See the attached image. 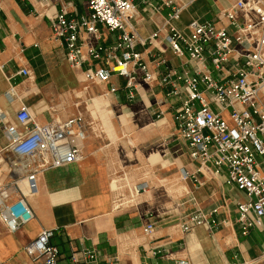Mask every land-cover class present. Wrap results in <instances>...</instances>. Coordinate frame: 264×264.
<instances>
[{
    "label": "crops",
    "instance_id": "0c3cea01",
    "mask_svg": "<svg viewBox=\"0 0 264 264\" xmlns=\"http://www.w3.org/2000/svg\"><path fill=\"white\" fill-rule=\"evenodd\" d=\"M133 1L137 5L133 24L147 38L169 8L161 0H150L159 6L158 12L142 0ZM172 1L186 4L174 24L187 32L192 19L218 21L220 12L236 0ZM84 3L85 0L1 3L0 184L18 179L34 216L14 232L0 221V264H32L23 249L43 229L54 230L51 242L59 250L58 264H109L107 259L114 257L126 264H175L179 258L190 264H264V226L253 227L243 235L235 223L236 203L244 199V193L226 182L225 170L219 176L198 171L192 148L178 137L173 113L181 99L169 98L171 104L162 116L156 117L154 98L161 93L156 81L142 83L130 100L123 77L113 75L109 83L88 81L83 74L86 63L79 68L68 63L62 41L53 36L45 15L60 7L82 13ZM100 31L102 43L114 41V33L103 27ZM136 49H146L148 61L154 56L163 57L169 66L177 67L186 58L176 57L161 37L148 47L138 44ZM20 68H26L28 74H19ZM157 70L160 72L162 67ZM213 74L217 75L216 71ZM111 85L114 91H110ZM10 87L14 93L7 99L5 93ZM22 106L30 112V127L78 116L86 124L85 138L76 141L83 158L39 171L34 192L28 191L22 171H14L16 163L3 158L10 145L3 124H12L19 134L24 133L15 119ZM211 107L218 109L213 103ZM109 123L112 139L108 136ZM170 166L173 168L168 169ZM182 169L194 174L198 182L191 176L183 178ZM259 171L264 177V158H259ZM171 175H177L175 184H184L186 189L176 193L169 207L149 203L156 187H166L162 181ZM126 177L134 190L143 182L148 187L145 191L135 190L134 201L128 198ZM18 195L15 190L10 192L12 199ZM214 208V225L204 222L188 232L180 228L178 223L191 211ZM150 222L154 229L148 233L145 226ZM82 247L93 249L98 260L73 263L71 254Z\"/></svg>",
    "mask_w": 264,
    "mask_h": 264
},
{
    "label": "built area",
    "instance_id": "2783aa9c",
    "mask_svg": "<svg viewBox=\"0 0 264 264\" xmlns=\"http://www.w3.org/2000/svg\"><path fill=\"white\" fill-rule=\"evenodd\" d=\"M161 1L169 11L147 38L133 24L137 13L133 0H85L82 13L60 7L45 16L53 36L62 41L68 63L75 68L86 63L83 70L86 80L109 83L113 75H119L125 79L130 100L142 83L156 81L161 89L153 103L156 117L162 116L171 104L169 98L181 99L173 113L174 129L192 148L191 156L199 163L198 171L219 176L225 170L226 182L244 193V199L236 203L235 223L241 234L246 235L251 228L264 226V177L259 171V158H264V0H236L220 12L218 21L192 19L187 32L174 24L186 4ZM1 3L2 0L0 9ZM142 3L159 11V6L150 0ZM100 27L115 34L111 44L101 42ZM160 37L176 57H186L179 66H169L161 56L148 61L147 50L136 49L138 44L148 47ZM18 73L27 75L28 70L20 68ZM114 90L111 85L110 91ZM13 93L10 87L5 93L7 99ZM211 103L218 109H212ZM15 119L24 133L19 134L12 124H3L10 139L9 151L3 158L16 163L14 171H22L29 192L36 190L39 171L83 158L76 142L86 135L82 117L52 119L30 127V112L22 106ZM181 172L198 182L194 174L185 169ZM147 188L144 182L135 186L136 192ZM12 190L19 193L14 199L10 196ZM216 212L217 208L195 209L178 224L185 232L204 222L212 226ZM33 216L18 179L0 184V221L8 231H16ZM153 229V223L146 224V232ZM53 236V229H43L25 245L23 250L32 264H58L59 250L51 242ZM70 257L73 263L98 260L97 253L85 247ZM107 263L126 264L116 257L107 259ZM175 264L190 263L179 258Z\"/></svg>",
    "mask_w": 264,
    "mask_h": 264
},
{
    "label": "rangeland",
    "instance_id": "374dc122",
    "mask_svg": "<svg viewBox=\"0 0 264 264\" xmlns=\"http://www.w3.org/2000/svg\"><path fill=\"white\" fill-rule=\"evenodd\" d=\"M27 1H29L30 4L34 3V0H27ZM113 116H114V114H112V117ZM107 130H108V136L112 139V127H111L110 123L108 124ZM172 168H173V166L168 167V169H172ZM157 174L160 176L161 173L157 172ZM177 178H178V176H177ZM162 182L164 183V180ZM172 184L173 183H170V184L166 185V187L165 186H157L156 189L154 190L155 192L151 198L152 200H150L149 203L156 202L158 205L163 204V205H166L164 207H169V205L172 204L173 200L178 195V194H175V196H172L171 192L169 191L170 188H168V187L171 186Z\"/></svg>",
    "mask_w": 264,
    "mask_h": 264
},
{
    "label": "bare ground",
    "instance_id": "6f19581e",
    "mask_svg": "<svg viewBox=\"0 0 264 264\" xmlns=\"http://www.w3.org/2000/svg\"><path fill=\"white\" fill-rule=\"evenodd\" d=\"M93 123V121H89V124L91 125ZM163 123L165 124L166 123V121H163ZM107 146L105 145V146H103L102 147V149L103 148H106ZM180 175L183 177V178H185L184 177V174L183 173H180ZM179 178H177V176L176 175H171V176H168L166 179H164V183L167 185V184H170V183H173L171 186H169L168 188H170V192H171V194H172V196H175V194L176 193H178V192H181V190H185L186 189V187H185V185L184 184H175V183H177ZM126 185H127V188H128V190L130 191V193H129V197L128 198H130V200H132V201H134V199H133V195H136L135 194V190H134V187H133V184H132V182H131V180L129 179V178H127L126 177ZM148 189V188H147Z\"/></svg>",
    "mask_w": 264,
    "mask_h": 264
}]
</instances>
